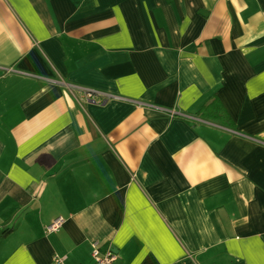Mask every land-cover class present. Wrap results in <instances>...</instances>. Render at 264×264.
<instances>
[{
    "label": "crops",
    "instance_id": "0c3cea01",
    "mask_svg": "<svg viewBox=\"0 0 264 264\" xmlns=\"http://www.w3.org/2000/svg\"><path fill=\"white\" fill-rule=\"evenodd\" d=\"M4 231L0 264H264V0H0Z\"/></svg>",
    "mask_w": 264,
    "mask_h": 264
},
{
    "label": "built area",
    "instance_id": "2783aa9c",
    "mask_svg": "<svg viewBox=\"0 0 264 264\" xmlns=\"http://www.w3.org/2000/svg\"><path fill=\"white\" fill-rule=\"evenodd\" d=\"M88 97H91V93H88ZM63 222L62 219H58L47 227V231L54 232L59 230ZM92 246L93 264H115L119 258L118 252L113 247L107 246L106 248H103L99 241H95ZM53 264H65V257L55 256Z\"/></svg>",
    "mask_w": 264,
    "mask_h": 264
},
{
    "label": "trees",
    "instance_id": "16d2710c",
    "mask_svg": "<svg viewBox=\"0 0 264 264\" xmlns=\"http://www.w3.org/2000/svg\"><path fill=\"white\" fill-rule=\"evenodd\" d=\"M217 102H218V100H215V102H213L212 104H210V105H205V106H206L205 109H210V111L213 110L215 107H217V105H216V104H218ZM219 105H220V104H219ZM205 109H204V113L206 112ZM207 113H208V112H207ZM205 114H206V113H205ZM6 234H7L6 231L2 232V233L0 234V240H1Z\"/></svg>",
    "mask_w": 264,
    "mask_h": 264
}]
</instances>
